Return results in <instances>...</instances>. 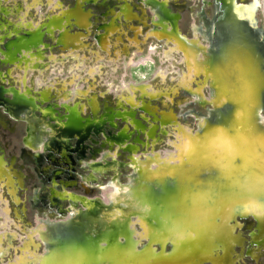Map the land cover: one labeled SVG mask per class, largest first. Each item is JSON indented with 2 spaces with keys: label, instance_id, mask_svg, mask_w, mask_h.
Here are the masks:
<instances>
[{
  "label": "rangeland",
  "instance_id": "obj_1",
  "mask_svg": "<svg viewBox=\"0 0 264 264\" xmlns=\"http://www.w3.org/2000/svg\"><path fill=\"white\" fill-rule=\"evenodd\" d=\"M78 1L89 15L86 28L71 26L74 18L67 16ZM238 1L243 4L251 2ZM77 2L0 0V89L3 91L0 102V264H45L47 252L41 223L67 220L73 211L69 204L71 197L77 198L75 211L86 207L83 200L99 202L104 200L103 197L108 201H103V206L110 209L107 191L111 178L117 175L124 182L133 172V159H145L158 152L160 157L174 154L170 151V142L180 139L173 137L174 134L180 136L181 129L194 128L196 114L205 110L180 83L181 77H184L185 81L190 82L186 86L192 88L200 80V75L196 73L199 72L200 61L205 58L204 51L196 52L194 62H187L182 49L176 46L175 39L169 33L174 29L184 41L194 39L196 44H205L204 39L193 33V25L197 21L196 13L202 7L211 15L209 1ZM157 4L169 8L167 10L174 16L173 21L156 19ZM255 15L258 24L264 27V0H257ZM51 18L59 19L61 25L58 28L52 26L50 30L46 28L52 24ZM113 19L118 26L111 35L104 37L103 26ZM63 30L78 34L75 48L62 49L58 38ZM28 33L40 35L37 45L18 51L15 59L6 61V44ZM168 51L171 53L169 58L165 56ZM169 87L175 90L171 92ZM14 90L31 102L32 114L41 119L38 127L44 131L45 137L57 123H69L71 109L76 108L74 115L79 120L90 123V129L80 141H77L76 135L67 133L60 136L68 161L42 144L34 148L26 142L28 119L23 112L13 115L5 104L13 99ZM201 90L208 97V86L202 85ZM149 91L152 96L148 94ZM91 102L97 107L95 113L90 111ZM145 103L154 108L151 113L143 108ZM48 109L55 118L43 115V111ZM107 109L111 110L113 117L111 121L104 120L97 130L93 123L99 118L101 120ZM166 112L169 114L168 121L164 117ZM261 115L264 116V109ZM151 130L153 133H150ZM119 134H123V140L113 142ZM131 144L134 146L131 147ZM113 160L118 163L116 169L109 166ZM92 163L98 164L100 170H92ZM53 195L57 204L51 206ZM112 209L120 215L119 220L111 219L113 222L108 224L106 230L100 229V226L94 228L90 241L97 243L99 249L106 250L112 246L110 235L116 229L128 232L116 235L115 241L119 245H126L127 240H136L137 249H141L148 242L145 241L148 237L142 234V221H139L138 213L128 204L113 205ZM237 220L242 241L235 248V253H238L236 261L238 264H264L263 253L257 260H253L249 253L256 249L252 240L256 230L255 221L251 216ZM144 222L152 229L158 227V218L145 219ZM24 232L30 235V239ZM26 241L29 248L23 246ZM150 245L155 251L158 250V243L151 242ZM217 252H221V249L217 248ZM32 258L38 259V262L34 263Z\"/></svg>",
  "mask_w": 264,
  "mask_h": 264
},
{
  "label": "bare ground",
  "instance_id": "obj_2",
  "mask_svg": "<svg viewBox=\"0 0 264 264\" xmlns=\"http://www.w3.org/2000/svg\"><path fill=\"white\" fill-rule=\"evenodd\" d=\"M86 1L93 0H83ZM207 1L211 4V15L202 7L197 11V21L193 25V33L204 39L205 44H196L194 39L184 41L174 29L169 33L175 39L176 46L182 49L187 62H194L198 51H204L205 54L196 73L200 75V80L195 86H186L190 82L185 81L184 77H181L180 82L205 107L203 113L196 114L195 127L181 129L180 136L172 135L180 138L170 142V151L174 154L160 157L158 152L145 159H133V172L124 182L117 175L112 177L107 191L110 209L103 206L106 200L103 197L104 200L99 202L83 200L86 207L75 211L77 198L71 197L69 204L73 211L67 220L41 223L47 252L45 264H238L235 248L241 244L242 238L238 233L237 219L248 216L255 221L256 227L252 235L256 249L249 253L253 260L264 254V116L261 115L264 109V27L258 24L255 15L257 0L247 4L238 0ZM165 6L157 4L156 19L173 21L174 16ZM67 16L74 18L71 26L86 28L89 15L81 8L80 1ZM51 19L52 24L46 27L49 30L52 26L58 28L61 25L59 19ZM117 26L115 19L103 26L104 37L111 35ZM77 35L67 30L61 31L58 42L62 49L71 50L76 46ZM39 40V34L28 33L25 37L19 36L8 42L4 49L5 60L12 61L18 51L36 46ZM170 55V51L165 54L168 58ZM202 85L208 86V97L202 93ZM173 89L169 87L168 90L173 92ZM20 94L15 92L13 99L5 104L13 115L23 112V116L28 119L26 142L34 148L42 144L68 161L65 144L60 136L68 133L76 135L77 141H80L90 129V123L80 121L74 115L76 108L71 109L69 123H57L45 137L44 131L38 127L41 119L32 114L31 102ZM2 99L3 91L0 89V102ZM92 102L90 111L95 113L97 107ZM143 108L150 113L154 109L147 103ZM43 115L55 118L49 109L43 111ZM112 117L113 113L107 109L103 118L93 123L94 128L98 130L104 120L111 121ZM164 117L168 118L169 114L166 112ZM122 136L119 134L113 142L122 141ZM23 144L26 145L24 140ZM109 166L116 169L118 163L113 160ZM90 167L92 170L101 168L96 163ZM103 190L101 195L104 196ZM55 195L52 196L51 206L57 204ZM123 204H128L138 213L139 221H142V234L148 237L145 240L148 242L141 249H137L136 240H127L126 245H119L115 241L116 235L128 232L115 229L110 235L112 246L106 250L99 249L97 243L90 241L92 230L98 226L106 230L108 224L113 222L111 219L119 220L120 215L113 211L112 206ZM150 218H158L157 228L152 229L144 222ZM27 232L24 234L28 238L30 235ZM151 242L158 243L157 251L152 248ZM28 245L26 241L23 246ZM217 248L221 252L215 253ZM33 261L37 263L38 259L34 258Z\"/></svg>",
  "mask_w": 264,
  "mask_h": 264
}]
</instances>
